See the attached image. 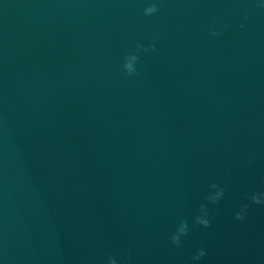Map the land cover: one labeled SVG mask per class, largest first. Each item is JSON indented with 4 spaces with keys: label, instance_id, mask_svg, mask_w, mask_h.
<instances>
[{
    "label": "water",
    "instance_id": "1",
    "mask_svg": "<svg viewBox=\"0 0 264 264\" xmlns=\"http://www.w3.org/2000/svg\"><path fill=\"white\" fill-rule=\"evenodd\" d=\"M252 193L264 0H0V264H264Z\"/></svg>",
    "mask_w": 264,
    "mask_h": 264
},
{
    "label": "clouds",
    "instance_id": "2",
    "mask_svg": "<svg viewBox=\"0 0 264 264\" xmlns=\"http://www.w3.org/2000/svg\"><path fill=\"white\" fill-rule=\"evenodd\" d=\"M159 10L158 3H152L149 7L145 9V15H152L156 13ZM213 35H219L218 32L213 30ZM142 45L137 44L136 45V51L139 52L142 49ZM147 51V49H144ZM152 50H155V45L152 46ZM139 57L136 54H129L126 57V61L124 64V69L126 70L127 74L129 76L135 75L137 73V69L135 67L136 62L138 61ZM212 188L217 189V191L214 194H210L207 197L208 203L211 204H217L219 201L224 197L225 195V189L220 187L217 184H212ZM248 199L255 204H264V193H252L249 195ZM250 205H243L238 212L235 214L236 220H243L245 219V216L247 215L248 209ZM200 215H197L195 217V222L198 225L203 226L204 228H208L211 226V222L208 219L209 216V210L206 204L200 205ZM190 231V226L187 220H181L178 224V227L176 231L171 236V241L173 245L176 247H180L182 244V237L187 236ZM207 253L205 249L200 248L197 250V253L193 255L192 260L193 261H199L204 256H206ZM108 264H117V260L113 256L108 257Z\"/></svg>",
    "mask_w": 264,
    "mask_h": 264
}]
</instances>
